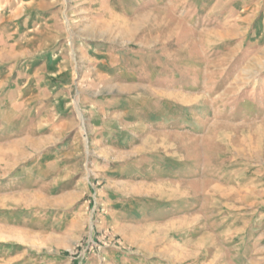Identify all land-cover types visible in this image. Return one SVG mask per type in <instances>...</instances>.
Here are the masks:
<instances>
[{
  "label": "rangeland",
  "instance_id": "374dc122",
  "mask_svg": "<svg viewBox=\"0 0 264 264\" xmlns=\"http://www.w3.org/2000/svg\"><path fill=\"white\" fill-rule=\"evenodd\" d=\"M53 4L65 69L0 93V264H264V0Z\"/></svg>",
  "mask_w": 264,
  "mask_h": 264
},
{
  "label": "crops",
  "instance_id": "0c3cea01",
  "mask_svg": "<svg viewBox=\"0 0 264 264\" xmlns=\"http://www.w3.org/2000/svg\"><path fill=\"white\" fill-rule=\"evenodd\" d=\"M53 3L55 0H0V93L10 82V62L16 90L21 93L29 89L44 93L50 89L44 77L53 76V69H65L63 45L57 48L62 44L63 26ZM46 106L39 100L38 110L48 109Z\"/></svg>",
  "mask_w": 264,
  "mask_h": 264
}]
</instances>
